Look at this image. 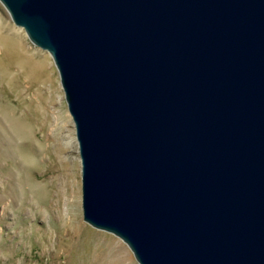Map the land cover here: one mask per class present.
Listing matches in <instances>:
<instances>
[{
  "label": "water",
  "instance_id": "1",
  "mask_svg": "<svg viewBox=\"0 0 264 264\" xmlns=\"http://www.w3.org/2000/svg\"><path fill=\"white\" fill-rule=\"evenodd\" d=\"M59 72L83 219L139 264H264V0H0Z\"/></svg>",
  "mask_w": 264,
  "mask_h": 264
},
{
  "label": "rangeland",
  "instance_id": "2",
  "mask_svg": "<svg viewBox=\"0 0 264 264\" xmlns=\"http://www.w3.org/2000/svg\"><path fill=\"white\" fill-rule=\"evenodd\" d=\"M59 77L0 2V264H139L122 239L83 219L79 147Z\"/></svg>",
  "mask_w": 264,
  "mask_h": 264
},
{
  "label": "bare ground",
  "instance_id": "3",
  "mask_svg": "<svg viewBox=\"0 0 264 264\" xmlns=\"http://www.w3.org/2000/svg\"><path fill=\"white\" fill-rule=\"evenodd\" d=\"M69 137H70V139H72V134L71 133L69 134Z\"/></svg>",
  "mask_w": 264,
  "mask_h": 264
}]
</instances>
